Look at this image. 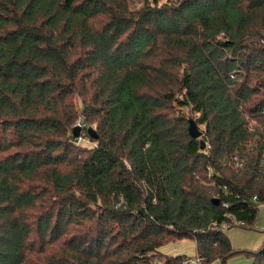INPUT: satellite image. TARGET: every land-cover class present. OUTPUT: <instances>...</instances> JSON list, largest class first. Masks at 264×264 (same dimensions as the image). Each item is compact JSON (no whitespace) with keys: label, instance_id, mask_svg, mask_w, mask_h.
I'll use <instances>...</instances> for the list:
<instances>
[{"label":"trees","instance_id":"16d2710c","mask_svg":"<svg viewBox=\"0 0 264 264\" xmlns=\"http://www.w3.org/2000/svg\"><path fill=\"white\" fill-rule=\"evenodd\" d=\"M263 153L264 0H0V264H264Z\"/></svg>","mask_w":264,"mask_h":264},{"label":"rangeland","instance_id":"374dc122","mask_svg":"<svg viewBox=\"0 0 264 264\" xmlns=\"http://www.w3.org/2000/svg\"><path fill=\"white\" fill-rule=\"evenodd\" d=\"M158 3L162 5L164 3H176L178 0H130V7L132 10H140L146 3ZM75 104L80 112L82 108L81 101L75 99ZM186 118L189 121L193 119L197 122L199 129L205 135L206 126L201 124L199 121V116L195 113L186 110ZM81 125L83 126V132L81 138L78 140L79 143L88 148L94 147L96 144L91 141L87 134V128L92 127L97 131L95 126L84 125L82 119H80L75 126ZM74 126V127H75ZM73 127V128H74ZM204 140V136H203ZM239 227V228H237ZM235 229L229 232L230 239L233 238L234 244L240 247L233 248L236 250H246V251H257L259 250L262 245L264 244V206L259 207V212L257 216V220L255 226L252 230L250 229H242L246 228L245 226H235ZM160 253L163 256L168 257H176V256H185L187 258H196L197 250H196V243L194 240L191 239H184L177 242H171L164 245L160 250ZM156 262L162 263L163 259L155 258ZM252 259L246 257L245 255H240L229 259L225 264H252ZM213 264H224L221 260L214 262Z\"/></svg>","mask_w":264,"mask_h":264},{"label":"water","instance_id":"95a60500","mask_svg":"<svg viewBox=\"0 0 264 264\" xmlns=\"http://www.w3.org/2000/svg\"><path fill=\"white\" fill-rule=\"evenodd\" d=\"M189 123V126H188V133L190 135V137L194 140H199L200 141V145H201V149L202 150H205L206 147H207V144L206 142L203 140V132L199 129L198 127V124L195 120L193 119H190L188 121ZM87 134L89 136V138L91 140H94V141H97L99 139V135L97 133V131L92 128V127H89L87 128ZM82 132H83V126L81 125H78V126H75L74 129H73V137L76 139V140H79L81 138V135H82ZM227 161V160H226ZM212 203L216 206H219L220 205V200L217 199V198H214L212 200Z\"/></svg>","mask_w":264,"mask_h":264},{"label":"built area","instance_id":"2783aa9c","mask_svg":"<svg viewBox=\"0 0 264 264\" xmlns=\"http://www.w3.org/2000/svg\"><path fill=\"white\" fill-rule=\"evenodd\" d=\"M208 148H210V147L208 146ZM233 163H234V165H235V167H236L237 169L243 168V166H244V164L241 162V160H240L237 156H235V157L233 158ZM261 164H262V166H264V153L262 154ZM208 171H209V176H211V174H212V170H211L210 167H208ZM254 200L256 201V200H257V197H255ZM223 207H224V208H228V205H227L226 203H224V204H223ZM233 225H234V226H245V224H244L243 222H236V221L233 222ZM230 227H231V226H230ZM224 228H227V227H224ZM226 230H227V229H226ZM226 230H225V231H226ZM200 261H201V260H200V258H198V257H196V258H194V259H192V258H186V260L184 261L183 264H199ZM155 264H162V263L155 262Z\"/></svg>","mask_w":264,"mask_h":264},{"label":"crops","instance_id":"0c3cea01","mask_svg":"<svg viewBox=\"0 0 264 264\" xmlns=\"http://www.w3.org/2000/svg\"><path fill=\"white\" fill-rule=\"evenodd\" d=\"M242 227V226H241ZM237 228H239V227H237ZM233 229H235V228H231V229H227L226 231H225V233L227 234V236L229 237V232L230 231H232ZM242 229H245L246 230V228H242ZM229 239H230V237H229ZM230 241H231V243H232V246L234 245L235 247H240V246H237V245H235L234 244V241H233V238L232 239H230ZM197 257V256H196ZM217 261H219V260H217ZM216 262V261H215ZM252 264H253V261L251 262Z\"/></svg>","mask_w":264,"mask_h":264}]
</instances>
